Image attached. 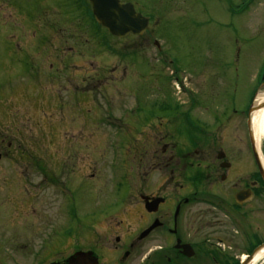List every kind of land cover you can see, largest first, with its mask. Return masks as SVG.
<instances>
[{"label": "rangeland", "instance_id": "rangeland-1", "mask_svg": "<svg viewBox=\"0 0 264 264\" xmlns=\"http://www.w3.org/2000/svg\"><path fill=\"white\" fill-rule=\"evenodd\" d=\"M240 1L242 6L244 0H232L235 4ZM27 2L34 5L36 0ZM120 2L133 5L138 14L149 19L150 27L143 37L113 41L105 32L96 30L86 14L80 15L78 21L73 15L68 16L66 4H63L60 11L64 13L61 28L65 37L64 70L57 82L48 80L50 82L41 89H5L6 82L1 78L0 140L4 141L0 142V235L9 236L13 231L16 237L10 245L18 247L27 234L33 255H38L35 252H39L47 241L57 237L58 245L60 240L62 242L58 234L66 218L65 205L70 206L71 203L68 194L64 197L58 190L60 182L65 184L64 188H78L75 190V206L81 215L90 214L85 212L95 209V202L100 206L115 198L119 204L128 194V183L121 179L108 182L107 192H97L95 181L89 182L77 173V163L73 158L78 152L81 171L84 172L86 166H96L98 182H107L109 170L119 175L129 170L138 163L146 145L162 132V127L153 119L160 113L166 116L170 110L148 108L154 100L157 104L163 101L179 104L182 101L186 106L192 104L193 116L203 120L219 112L224 121L231 123L246 114L254 93L264 92V87L255 89L253 81L255 74L258 77L264 51V36L256 30L264 29V23H255L257 21L253 19L254 16L258 19L264 17V0L245 4L244 11L234 19H230L225 6L218 0ZM48 6L57 8V0H51ZM54 16L53 13L48 17ZM17 17L20 18L18 13ZM20 21L17 25L26 26L27 22L20 24ZM93 29L95 36L90 34ZM103 39L108 46L102 43ZM154 41L158 43L159 50L153 45ZM108 49L113 50L110 52ZM73 55L74 63H68ZM75 64L78 67L72 69ZM99 79L103 82L95 83ZM73 80L80 85L82 102L76 115L88 121L84 125L82 120L79 130L68 124L74 119L72 112L62 104L54 105L58 91L56 84L69 89L73 88ZM92 85L97 86L92 97L101 103V107L105 106L104 101H108L109 109L114 111L120 105L130 106L137 102L140 111H135V114L143 125H148H129L135 128L133 131L119 123L97 125L96 136L90 137L95 130L92 126L95 118L106 114L101 107L100 111L89 103L88 91H83ZM152 89H160L163 92L161 97L149 93ZM51 95L45 103L44 100ZM120 114L118 111L114 117ZM60 120L63 125L57 133L56 127L51 128L49 123ZM234 126L231 123L226 127L232 130ZM243 128L240 124L239 138H242ZM176 140L184 143L186 136L181 134V137L176 136ZM8 144L10 148H7ZM263 145L264 139L260 150ZM241 147L244 149L243 145ZM250 161L255 166L252 156ZM60 164L63 172L57 169ZM15 182L27 183L32 191V203L19 204L17 212L12 209L8 217L13 196L18 193L15 189L19 186L16 187ZM117 186L120 189L114 190ZM18 198L19 195L14 196V200ZM29 206L32 207L30 219L26 212ZM81 221L84 225L90 223L88 217L82 216ZM10 255L1 248V261H7Z\"/></svg>", "mask_w": 264, "mask_h": 264}, {"label": "flooded vegetation", "instance_id": "flooded-vegetation-1", "mask_svg": "<svg viewBox=\"0 0 264 264\" xmlns=\"http://www.w3.org/2000/svg\"><path fill=\"white\" fill-rule=\"evenodd\" d=\"M218 1L225 6L230 19L240 14L242 1L238 4L232 0ZM255 1L250 0V3ZM50 2L36 0L33 5L27 0H0V82L1 78L6 82L5 89H41L50 82L48 80L57 82L61 76L65 37L61 29L64 13L60 7L66 4L68 16L73 15L78 21L80 15L87 16L88 3L86 0H57L58 7L53 8L48 6ZM53 9L56 12H50ZM53 13L55 16L50 19L48 16ZM18 20L20 24L27 22L26 26L17 25ZM253 20L264 23V17L254 16ZM256 30L264 36L263 27L261 31ZM90 34L94 36V31L90 30ZM72 39L75 40L74 35ZM74 57L68 63H74ZM77 67L75 64L72 69ZM258 69V77L255 74L253 80L255 89L264 86V51ZM13 81H17L15 85L11 84ZM102 82L99 79L95 83ZM72 85L73 88L66 89L56 84L54 105L62 104L69 109L74 119L68 124L79 130L81 121L84 125L88 121L76 115L82 104L80 85L74 80ZM96 87L92 85L83 91H88L89 103L100 111L104 109L106 114L95 118L92 125L95 130L90 137L96 136L97 125L119 123L132 131L135 128L129 125H143L135 114L140 111L137 102L130 106L118 104L120 107L114 111L109 109L108 101L101 107L92 97ZM161 92L152 89L149 93L161 97ZM50 97L52 95L44 102ZM155 102L148 104V108L170 110L166 116L160 113L153 119L162 127V132L146 145L138 163L129 170L120 175L109 170V180L99 183L96 166H86L82 172L79 152L73 158L77 173L89 182L95 181L97 192H107V183L111 180H125L128 183L126 198L119 204L115 198L100 206L95 202V209L85 212L90 214L81 215L75 206L78 188L67 189L60 182L58 190L64 197L67 193L71 203L65 205L66 218L58 234L62 242L60 240L58 245V238L47 241L35 252L39 254L33 255L27 234L18 247L10 245L16 237L13 231L9 236L0 235V250L3 247L11 254L10 260L0 259V264H239L243 254L250 255L264 244V182L257 166H252L250 161L247 113L240 120H233L232 125H236L230 130L226 127L230 121H224L222 114L213 108L215 113L203 120L193 116L192 104ZM118 111L121 116L114 117ZM240 124L244 127L242 138H239ZM62 125L61 120L49 123L51 128L56 127L57 133ZM181 134L186 136L184 143L176 140ZM57 169L63 172L61 164ZM14 184L19 186L14 195L19 198L14 200L13 196L8 217L12 209L17 212L19 204L32 203V191L27 183ZM119 189L117 186L114 190ZM27 211L30 219L32 207ZM82 216L88 217L90 223L82 224Z\"/></svg>", "mask_w": 264, "mask_h": 264}, {"label": "water", "instance_id": "water-1", "mask_svg": "<svg viewBox=\"0 0 264 264\" xmlns=\"http://www.w3.org/2000/svg\"><path fill=\"white\" fill-rule=\"evenodd\" d=\"M95 22L104 28L111 36L124 38L128 35L141 36L148 25V18L136 13L129 3L122 4L119 0H88ZM259 104L254 100L248 111L247 128L251 144V150L258 172L264 182V164L260 159V154L256 148L253 132L251 129L252 113ZM264 248V244L255 249L251 255L241 264H248L255 255Z\"/></svg>", "mask_w": 264, "mask_h": 264}, {"label": "bare ground", "instance_id": "bare-ground-1", "mask_svg": "<svg viewBox=\"0 0 264 264\" xmlns=\"http://www.w3.org/2000/svg\"><path fill=\"white\" fill-rule=\"evenodd\" d=\"M256 101L259 104V106L252 113L251 129L253 132L256 148L260 153V159H262L260 147L264 139V92L258 93ZM244 258L245 257H242V259ZM260 263H264V248L261 251H259L248 264H260Z\"/></svg>", "mask_w": 264, "mask_h": 264}, {"label": "trees", "instance_id": "trees-1", "mask_svg": "<svg viewBox=\"0 0 264 264\" xmlns=\"http://www.w3.org/2000/svg\"><path fill=\"white\" fill-rule=\"evenodd\" d=\"M252 1V0H251ZM245 4L248 5L250 4V0H244L243 3H242V6H241V10H244V7H245ZM262 154H263V157H264V145L262 147Z\"/></svg>", "mask_w": 264, "mask_h": 264}]
</instances>
